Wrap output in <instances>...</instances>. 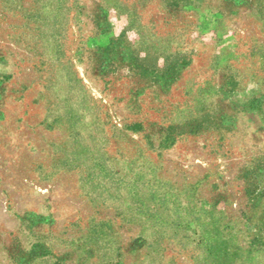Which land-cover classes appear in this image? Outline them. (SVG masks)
Masks as SVG:
<instances>
[{
  "label": "rangeland",
  "instance_id": "rangeland-1",
  "mask_svg": "<svg viewBox=\"0 0 264 264\" xmlns=\"http://www.w3.org/2000/svg\"><path fill=\"white\" fill-rule=\"evenodd\" d=\"M0 264H264V0H0Z\"/></svg>",
  "mask_w": 264,
  "mask_h": 264
}]
</instances>
